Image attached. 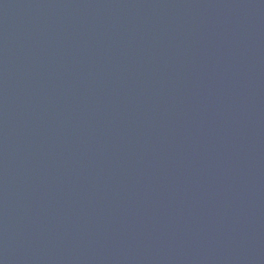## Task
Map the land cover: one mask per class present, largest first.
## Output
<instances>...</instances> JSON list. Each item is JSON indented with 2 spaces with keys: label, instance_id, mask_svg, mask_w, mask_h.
<instances>
[{
  "label": "water",
  "instance_id": "95a60500",
  "mask_svg": "<svg viewBox=\"0 0 264 264\" xmlns=\"http://www.w3.org/2000/svg\"><path fill=\"white\" fill-rule=\"evenodd\" d=\"M0 264H264V0H0Z\"/></svg>",
  "mask_w": 264,
  "mask_h": 264
}]
</instances>
